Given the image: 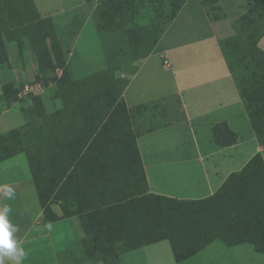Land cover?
Returning a JSON list of instances; mask_svg holds the SVG:
<instances>
[{
  "label": "crops",
  "instance_id": "1",
  "mask_svg": "<svg viewBox=\"0 0 264 264\" xmlns=\"http://www.w3.org/2000/svg\"><path fill=\"white\" fill-rule=\"evenodd\" d=\"M189 1L185 0L155 43L154 29L151 34L146 30L137 29L152 22H147L150 1L140 0L136 6L124 5L120 12L115 11L114 15L112 10L107 14H100L98 4L91 0H81L78 5L73 6L74 8L61 9L63 12L86 9V19L84 18L82 26L73 35L70 46L62 49L59 40L65 57V67L71 79L81 80L89 74L104 71L110 63L117 66L113 73L115 78L127 79L121 94L126 109L152 100L161 102L158 105L134 110L128 122L125 110L120 109L106 124L104 121L112 112V107L105 117L101 118L99 113L95 114L94 106L87 112L81 109L79 105H83L82 100L59 99L51 95L58 102L50 111L45 107L44 186L46 189L55 186V189L46 202H51L58 190L60 198L69 210L91 209L89 206H93L102 198V192L107 197L116 198L142 193L144 190L146 193L179 200H203L213 196L231 174L242 171L245 166L253 167L242 177L234 178L226 191L238 190L237 192L241 193L244 189L247 192L246 188L254 184L253 177L260 175L259 171L261 172L259 166H264V33L251 52L237 66L230 69L222 54L219 40L234 34L232 22L248 8L234 15L238 7L230 0H217L214 6H203L200 0H197L205 19L199 17L200 23L193 20L194 16L197 18L196 15H189L187 17L189 28H185L184 22L172 29L180 15L184 11L188 13ZM33 2L41 18H52V15L38 8L37 0ZM135 7L136 11L133 9ZM35 10L33 12L30 0H0V38L9 42L7 49L10 61L7 67H11V71L9 69V72L2 73L4 80L0 79V92L3 83L34 80L38 73L35 60L32 62L33 52L23 49L20 53L16 46L17 42L25 39V35L13 29L33 26L34 23L31 25L29 21L28 23L23 21L30 18ZM73 19V14H70L68 22ZM96 19L101 30L97 27ZM135 22L136 25H130ZM129 27L135 29V33H128L126 30ZM170 43L180 48L192 46L189 55H195V60L192 59L189 65L177 69L174 73L173 87L163 95L147 100L129 101L127 94L144 66L152 56L161 57L167 54L166 46ZM14 54L21 58L19 66L11 61ZM75 56L83 67L80 75L73 72L74 67H77V62L73 61ZM170 64L171 68L168 69L173 70V65L171 62ZM3 65L5 64L0 67ZM163 67L166 68L164 65ZM142 95L143 92L140 93V96ZM99 102L91 101L86 104L98 105ZM15 104L19 102L4 108L9 110ZM220 122H225L236 135L235 141L230 145L218 146L214 143L211 127ZM182 130L189 133L193 141V155L181 157L178 154L177 158L169 160H146L141 151V143L144 140ZM133 132L141 162L136 159L130 163L123 159L119 160V141L122 140L123 134L126 136ZM95 140V146L89 151L81 166H77ZM105 153L110 154L105 156ZM256 155L262 158V164L249 163ZM69 156L74 157L69 164H65ZM106 159L110 161L107 163ZM30 173L34 193L38 198L31 169ZM54 180L56 183L53 185ZM17 182L11 181L14 186ZM221 203L224 209L230 203V198L222 197ZM3 205V200L0 199V206ZM50 209L46 214L47 221L42 222L43 205L38 198V209L33 215L32 222L27 228L15 234L26 252L29 250L35 253L32 264H46L45 260L51 264H62L58 248L67 260L70 259L67 264H102L100 260L86 261L83 252L82 257L78 258L72 253V246L81 247L84 235L79 215L63 216L59 200L51 202ZM253 210L260 216L256 208ZM53 215L56 219L50 220ZM258 216L254 218H260ZM216 241L222 243L215 239L192 257L180 262H176L172 255L174 264H188L192 259L214 249ZM149 245L120 253L119 264H154L145 250ZM231 247L238 252L239 260L247 264H258L259 256L256 254L258 252L252 243H241L228 248ZM40 251H44L47 256L42 261L37 259V253Z\"/></svg>",
  "mask_w": 264,
  "mask_h": 264
},
{
  "label": "trees",
  "instance_id": "2",
  "mask_svg": "<svg viewBox=\"0 0 264 264\" xmlns=\"http://www.w3.org/2000/svg\"><path fill=\"white\" fill-rule=\"evenodd\" d=\"M149 1L152 5L153 20L149 25L137 29L146 30L150 34L154 29L155 43L185 0H169V3L168 0ZM166 2L170 7L165 5ZM200 2L203 6H214L217 0H200ZM30 5L34 12L33 0H30ZM124 5L132 6L134 1L99 0L97 8H100V14H107L112 10L114 15L115 11L120 12ZM28 21L29 24L34 23V25L30 28L26 26L13 28L25 35V39L16 44L20 53L23 49L32 51L37 64L38 73L34 80L26 83L38 80L44 81L45 84L50 82L52 84L47 87L53 85V98L82 100L83 105H79L81 109L87 112L94 106L95 114L99 113L101 118H104L112 107V112L104 121L106 124L120 109L125 110L128 122L134 110L160 104L161 100H152L126 109L121 94L127 79L115 78L113 73L117 66L110 63L104 71L89 74L81 80L71 79L65 67V57L52 18H41L35 10V13L23 23ZM98 22L96 19L97 27L101 30ZM231 25L234 34L220 39L219 45L228 67L233 69L251 52L264 33V0H251L248 9ZM126 31L130 34L135 33L132 27L127 28ZM8 45L9 42L0 38V65L8 64L10 61ZM150 47L151 45L148 48ZM57 67L63 69L58 78L54 74ZM24 84L16 85L8 81L1 85L0 99L6 107L23 98L19 97L18 93ZM32 98L31 104L21 107L24 123L6 132H0V162L18 153H24L32 171L38 198L43 205L42 222L47 221L46 214L51 210L50 205L54 200L60 201L63 216L79 215L84 233L81 247L86 261L100 260L102 264H119L120 253L163 240L168 241L176 262L192 257L215 239L228 247L252 243L256 252H264V166H259L260 175L253 177L254 184L246 188L247 192L244 189L241 193L237 192L238 190L227 192L226 188L234 178L242 177L253 166H245L242 171L231 174L213 196L203 200H179L146 193L144 190L142 193L116 198L107 197L102 192V198L93 206H89L92 207L91 209L69 210L60 198L58 190L53 195L52 201L46 202L55 186L49 187V191L44 186V131L36 128L37 130L29 132V126H34L36 121L44 117L42 96ZM98 100L100 101L98 105L86 104ZM211 131L214 143L218 146L230 145L236 139L235 133L225 122L214 124ZM123 135L122 140L119 141L118 159L129 163L133 159L141 162L135 143V132L131 135ZM85 138L87 140V134ZM108 154L110 153H105V156ZM109 161L106 159L107 163ZM254 162L262 164L263 161L259 155H256L249 163ZM55 183L54 180L52 184ZM224 196L230 198V203L222 209L221 200ZM252 207L258 210L260 216ZM255 216L260 218H254ZM52 219H56V216L53 215L50 220Z\"/></svg>",
  "mask_w": 264,
  "mask_h": 264
},
{
  "label": "rangeland",
  "instance_id": "3",
  "mask_svg": "<svg viewBox=\"0 0 264 264\" xmlns=\"http://www.w3.org/2000/svg\"><path fill=\"white\" fill-rule=\"evenodd\" d=\"M81 0H37V6L39 9L44 10V12L48 15H52V19L55 23L57 34L59 40L61 42L62 49H66L70 46L71 39L74 37L73 35L78 31V29L82 26L84 18L86 19V9L79 8L76 11H65L63 12L61 9H71L74 5H78ZM93 3H99V0H91ZM134 5L138 4L140 0H136ZM149 0H143V2H147ZM230 2H234L237 5V10L235 14H239L243 12L251 5V0H230ZM151 3V2H150ZM169 3V0H168ZM166 2V6H168ZM144 4V3H143ZM149 8L147 10L148 21L151 22L153 19V10L151 5L148 3ZM200 4L197 0H190L187 8L188 13L185 11L180 15L178 20L176 21L174 26L180 25V23L186 22L184 25L185 28H189V21H187V17L189 15L194 16V21L200 22V18L203 20L204 14L200 9ZM74 8V7H73ZM136 11V7L133 8ZM221 12V11H220ZM185 13V14H184ZM73 14L74 19L70 22L69 15ZM200 17V18H199ZM196 18V19H195ZM94 19V18H92ZM192 20V21H193ZM66 21V22H65ZM145 20L143 19V22ZM201 23V22H200ZM137 23H132L130 25H136ZM89 26H91L89 24ZM170 33V32H169ZM92 34V33H91ZM168 49V53L159 57L157 55L152 56L147 64L142 69L141 73L138 75L137 79L132 83L130 90L127 94V99L130 101L137 100H147L152 99L154 97H159L163 95L168 89L172 88L174 85V73L177 72L179 67L189 65L190 61L195 60V55L190 56V52L193 49L192 46L186 45L184 47L174 46L173 43H170L166 46ZM168 59L172 65L173 70L163 67L162 61L163 59ZM19 58L16 54L12 55L11 61L14 62L17 66H19ZM35 60L34 54H32V62ZM74 63L77 62V67H74L73 72L75 75H80L83 69L80 64L78 57L75 56L73 58ZM75 65V64H74ZM61 68V67H59ZM3 69V70H2ZM11 71V67H7V64L0 67V79L3 81L2 73ZM62 69V68H61ZM16 79V78H15ZM32 79L21 80L18 83L15 82L16 85H21L25 82H29ZM54 87L49 86L43 90V92L38 95L42 96L43 99V109L45 115V107L49 111L54 108V105L58 102L51 97L53 93ZM143 92V95L140 96V93ZM32 97L22 98L18 100L19 104H15L9 110L5 109V103L0 99V109H4L0 115V131L6 132L14 127H18L23 124V116L20 110V107H24L26 105L31 104ZM7 110V111H6ZM44 117L39 119L34 123V126H29V132L32 130H43L44 131ZM37 128V129H36ZM98 138V137H97ZM96 138V139H97ZM96 140L92 143V145L88 148V153L78 163L77 166H81L80 164L89 154V151L95 146ZM89 145V144H88ZM87 147V146H86ZM141 151L145 156L146 160H157L160 161L162 159L169 160L170 158H177L178 154L182 157L183 155H193L194 146L193 141L185 130L181 132H176L174 134H165V135H156L152 137L150 140H144L141 143ZM161 153V154H160ZM74 156H69L65 164H69ZM81 157V156H80ZM77 162H75L76 164ZM15 180L17 182V187L14 186L11 181ZM11 186L15 191V196L12 199H7L3 196H0V199L3 200L4 205L7 204L12 208V212L10 213V220L14 223L19 231L27 228L28 225L32 222L33 215L38 209V198L34 193L33 185L31 182V173L30 166L28 164L27 158L24 153H18L13 157L0 162V187L1 191H3L4 186ZM18 231V232H19ZM214 245V249L206 251L202 255H199L196 259H192L188 264H247L245 261H241L238 259V252L235 249L225 247L219 241H216ZM218 246V247H216ZM247 246H251L247 244ZM148 258L154 264H174L172 259V252L168 241L163 240L156 242L152 245H149L145 248ZM26 258L23 261V264H32V261L35 258V253L33 251L26 252ZM72 253L75 257H82V249L80 246H72ZM58 254L61 259L60 262L62 264H67L70 262V259L67 260L62 251L58 248ZM259 256V260H257L258 264H264V252L256 253ZM44 251H40L37 253L38 261H42L46 259ZM46 264H51L49 261L45 260ZM89 263V262H88ZM86 264V263H85Z\"/></svg>",
  "mask_w": 264,
  "mask_h": 264
},
{
  "label": "clouds",
  "instance_id": "4",
  "mask_svg": "<svg viewBox=\"0 0 264 264\" xmlns=\"http://www.w3.org/2000/svg\"><path fill=\"white\" fill-rule=\"evenodd\" d=\"M0 196L10 200L15 196V191L6 185ZM11 212L9 205L0 206V264H23L27 253L16 238L19 229L9 218Z\"/></svg>",
  "mask_w": 264,
  "mask_h": 264
},
{
  "label": "built area",
  "instance_id": "5",
  "mask_svg": "<svg viewBox=\"0 0 264 264\" xmlns=\"http://www.w3.org/2000/svg\"><path fill=\"white\" fill-rule=\"evenodd\" d=\"M162 63L166 68H171V64H170V61L168 59L164 58ZM54 74H55L56 78H58L62 74V69L57 67L55 69ZM50 84H52V83L49 82L48 84H45L44 81H42V80H38L35 82H31V83H25L21 87V89L18 93V96L30 99L33 96L40 95L43 92V90Z\"/></svg>",
  "mask_w": 264,
  "mask_h": 264
}]
</instances>
